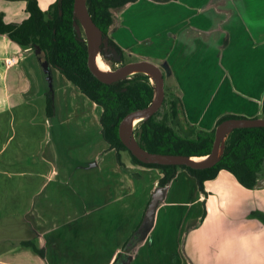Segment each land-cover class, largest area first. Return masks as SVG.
<instances>
[{"label":"crops","instance_id":"crops-1","mask_svg":"<svg viewBox=\"0 0 264 264\" xmlns=\"http://www.w3.org/2000/svg\"><path fill=\"white\" fill-rule=\"evenodd\" d=\"M56 1L39 0L43 9ZM26 8V0H0L8 22L27 18ZM113 11L121 19L114 39L133 55L165 62L197 128H213L225 113L261 116L264 0H137ZM13 55L18 62L6 66ZM25 106L44 110L42 143L34 131L25 141L38 147L28 169L41 182L24 218L46 251L15 246L0 253V264H114L120 252L129 256L121 264H264V186L246 187L223 169L203 192L180 169L160 189L158 169L118 161L100 105L40 48L0 34V115Z\"/></svg>","mask_w":264,"mask_h":264},{"label":"trees","instance_id":"trees-1","mask_svg":"<svg viewBox=\"0 0 264 264\" xmlns=\"http://www.w3.org/2000/svg\"><path fill=\"white\" fill-rule=\"evenodd\" d=\"M26 1L29 16L21 22H8L0 12V34H7L23 49L40 48L50 64L59 68L71 82L101 106L104 138L117 150L121 164L125 163L123 152L128 151L135 164L158 169L162 174L158 183L160 189L165 188L180 169H186L195 176L203 192L204 182L223 169L232 172L249 188L255 187L264 178V125L233 128L217 163L206 168L180 163L148 162L133 154L122 141L119 128L127 114L153 102L156 86L151 75L138 71L113 82L100 80L89 66L85 30L82 28L81 37L74 27V21L81 24L75 10V0H57L48 9H43L39 0ZM135 1L87 0L89 12L101 30L102 50L104 43L109 42L122 54V63L126 62L122 47L112 36L115 23L113 10ZM104 54L112 59V65L115 66L118 60L109 52L104 51ZM52 107L53 94L50 90L48 113L52 112ZM183 111L182 98L174 93L168 96L165 91L161 107L154 114L141 119L134 127L133 132L139 144L150 152L208 155L215 142L217 126L227 119L246 117L243 114L225 113L218 118L213 128L195 129L197 126L187 119ZM261 116L264 117V96ZM22 245L32 247L41 256L45 255L44 249H39L31 240L24 241ZM128 258L127 254L120 252L114 264L124 263Z\"/></svg>","mask_w":264,"mask_h":264},{"label":"rangeland","instance_id":"rangeland-1","mask_svg":"<svg viewBox=\"0 0 264 264\" xmlns=\"http://www.w3.org/2000/svg\"><path fill=\"white\" fill-rule=\"evenodd\" d=\"M119 21L121 23V19L117 20L115 17L114 26H117ZM122 50L126 62L145 59V57L143 58L141 55H133L130 51L124 50L123 48ZM104 57L105 62L112 70L125 62L123 61L122 63V61H118L115 65L116 68H114L115 66L112 65V59L107 54H104ZM151 61L158 64L160 67H164L166 72L170 71V69L167 70L165 62H157V60ZM128 75H130V73ZM166 75H168L167 78L165 77V91H167V95L169 96L171 93L178 95V88L174 79L171 78L170 72ZM35 105H43L41 96L36 97ZM43 119L44 110L41 108L33 109L30 106L17 108L14 115H0V149L6 145L3 149L4 153L0 155V253L2 251H9L15 246L22 245L24 240H31L39 249H44V253L46 251L44 236H39L36 232L31 231L29 224L24 218L31 196L41 182V179L33 177L30 174L32 170L28 169L32 166V153L37 150L38 147L35 146L34 141H25L29 140L26 136L31 135L34 131L33 136L36 138L38 136V142L40 144L42 143L40 139L41 127L38 126L41 124L40 122H43ZM33 125L35 126L32 129L31 126ZM12 134V138L8 141ZM22 141L25 147L20 145ZM123 154V158H125L127 162H133L130 152L124 151ZM5 160H9L10 163L4 164L3 162ZM1 164L6 166L11 174L1 171L3 169ZM23 171L27 173L25 175L19 174Z\"/></svg>","mask_w":264,"mask_h":264},{"label":"water","instance_id":"water-1","mask_svg":"<svg viewBox=\"0 0 264 264\" xmlns=\"http://www.w3.org/2000/svg\"><path fill=\"white\" fill-rule=\"evenodd\" d=\"M75 10L77 13V17L80 19L81 24L78 21H74V27L79 36H83L82 28H84L86 33V41L88 45V62L90 69L92 72L102 81L104 82H113L125 76H129V72L137 69L141 66H147L154 70L156 74V83L153 82L156 86L155 90V98L153 102L144 107L132 111L131 113L127 114L125 118L122 120L120 124V136L122 141L126 144V146L132 151L133 154L138 156L140 159L148 161V162H163V163H180V164H187L196 168H206L213 166L217 163L219 158L224 152L225 142L226 139H223L222 131L225 128H229V132L239 126H253V125H264V117H244V118H231L224 120L221 122L216 129V138L212 148V151L208 155V158L203 161H197L193 157L197 155H186L180 153H159V152H150L144 149L139 142L137 141L134 132H133V139L129 137L127 131V125L129 124L130 120L135 116H141L143 118L148 117L154 114L162 105L165 97V76L162 68L156 64L155 62L148 60V59H141L130 61L118 66L116 69L111 70L110 72H103L99 69L96 63L97 57V46L99 44L98 38L100 39V49L101 54L103 56V60L105 61L104 51L109 52L115 60L122 61V54L119 50L111 45L109 42L104 43V50H102V36L101 30L98 25L94 22L88 6L87 0H75ZM83 19L87 24V28L83 23ZM138 72V71H136ZM144 72V71H142ZM134 72H132L133 74ZM148 73V72H146ZM149 74V73H148ZM131 75V74H130ZM140 119V120H141ZM229 134V133H228ZM227 134V136H228ZM264 186V180L260 181L256 184V187Z\"/></svg>","mask_w":264,"mask_h":264},{"label":"bare ground","instance_id":"bare-ground-1","mask_svg":"<svg viewBox=\"0 0 264 264\" xmlns=\"http://www.w3.org/2000/svg\"><path fill=\"white\" fill-rule=\"evenodd\" d=\"M83 23H84L85 27L87 28V24H86L84 19H83ZM98 42L100 44V39L99 38H98ZM99 44L97 46V57H96L97 66L103 72H110L112 69H110L108 64L103 60V56L101 54V49H100ZM136 71L148 72L151 75V77L153 78L154 82L156 83V74H155V72H154V70L152 68L147 67V66H141V67H139L137 69H134L133 71H130L129 73L131 74L132 72H136ZM141 118H142L141 116H135V117H133L130 120L129 124L127 125V131H128L129 137L132 138V139H133L134 127L140 121ZM228 133H229V128H225L222 131L223 139L227 138V134ZM193 158L195 160H197V161H203V160H206L208 158V156H194Z\"/></svg>","mask_w":264,"mask_h":264},{"label":"built area","instance_id":"built-area-1","mask_svg":"<svg viewBox=\"0 0 264 264\" xmlns=\"http://www.w3.org/2000/svg\"><path fill=\"white\" fill-rule=\"evenodd\" d=\"M18 62V56H15V55H13V56H10V57H7L6 59H5V64H6V66H13V65H15L16 63Z\"/></svg>","mask_w":264,"mask_h":264}]
</instances>
